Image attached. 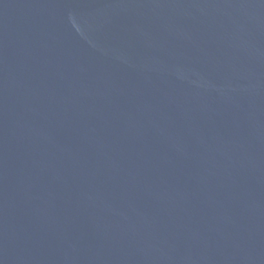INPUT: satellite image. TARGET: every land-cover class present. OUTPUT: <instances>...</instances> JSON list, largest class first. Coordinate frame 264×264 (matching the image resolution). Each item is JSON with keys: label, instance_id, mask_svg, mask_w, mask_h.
<instances>
[{"label": "water", "instance_id": "95a60500", "mask_svg": "<svg viewBox=\"0 0 264 264\" xmlns=\"http://www.w3.org/2000/svg\"><path fill=\"white\" fill-rule=\"evenodd\" d=\"M0 264H264V0H0Z\"/></svg>", "mask_w": 264, "mask_h": 264}]
</instances>
